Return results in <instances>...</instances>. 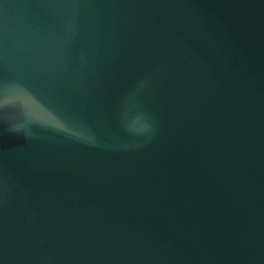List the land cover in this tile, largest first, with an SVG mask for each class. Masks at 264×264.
<instances>
[{
    "label": "water",
    "instance_id": "obj_1",
    "mask_svg": "<svg viewBox=\"0 0 264 264\" xmlns=\"http://www.w3.org/2000/svg\"><path fill=\"white\" fill-rule=\"evenodd\" d=\"M0 264H264V0H0Z\"/></svg>",
    "mask_w": 264,
    "mask_h": 264
}]
</instances>
